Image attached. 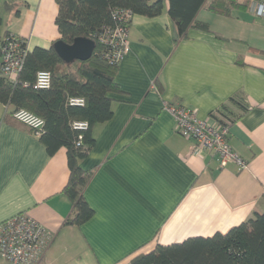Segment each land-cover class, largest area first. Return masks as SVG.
<instances>
[{"label":"crops","instance_id":"1","mask_svg":"<svg viewBox=\"0 0 264 264\" xmlns=\"http://www.w3.org/2000/svg\"><path fill=\"white\" fill-rule=\"evenodd\" d=\"M207 2L196 19L210 30L189 28L178 41L166 2L160 16L134 14L112 116L93 127L95 144L79 161L93 172L83 194L93 215L80 226L64 223L66 149L48 154L0 103V222L26 212L52 234L39 264H127L158 244L225 233L264 212V17L241 7L219 15ZM57 11L56 0H0V41L11 33L28 50L51 47ZM165 103L201 119L228 106L217 115L230 120L229 142L246 168L197 151Z\"/></svg>","mask_w":264,"mask_h":264},{"label":"trees","instance_id":"2","mask_svg":"<svg viewBox=\"0 0 264 264\" xmlns=\"http://www.w3.org/2000/svg\"><path fill=\"white\" fill-rule=\"evenodd\" d=\"M206 1L208 10L225 16H229L235 8L248 9L251 2L56 0L58 11L55 25L60 39L67 44L72 43L76 37L94 40L96 46L91 57L67 64L59 58L52 46L35 47L25 52L22 67L14 79L0 75V103L9 108L8 115L12 117L14 111L26 109L40 116L44 125L38 137L48 154L53 155L61 147L66 149L69 176L63 193L71 204L70 214L64 222L66 225L80 226L93 215L83 195L93 172L83 170L79 161L95 144L93 127L112 116L110 94L120 90L114 80L118 65L107 61L103 46L97 40L103 27L116 23L112 10L128 8L134 14L153 18L161 15L166 2L167 14L174 23L178 41L187 37L189 28L210 30L207 23L196 19ZM22 41L26 47L24 39ZM39 71L50 74L47 88L35 87ZM157 92L160 94L158 88ZM74 98L81 99L82 105L71 104L70 99ZM229 101L239 104L234 97H230ZM222 109L228 110V106L222 105L219 111L209 116L230 126L229 119L217 115ZM231 115V121L237 118L232 112ZM79 121L86 122V129L73 127V123ZM127 264H264V212L255 213L225 233L191 237L171 245L158 244L153 250L135 256Z\"/></svg>","mask_w":264,"mask_h":264},{"label":"built area","instance_id":"3","mask_svg":"<svg viewBox=\"0 0 264 264\" xmlns=\"http://www.w3.org/2000/svg\"><path fill=\"white\" fill-rule=\"evenodd\" d=\"M248 10L257 17H264V0H251ZM133 16L128 8H115L112 17L116 23L103 27L97 37L110 64L118 65L129 51V28ZM27 50L20 37L6 33L0 41V75L14 79ZM49 83V72L39 71L36 74L35 87L47 88ZM70 103L82 105V100L74 98L70 99ZM164 108L174 117L176 133L191 140L197 151H211L220 167L234 164L238 171L246 168V161L230 145L228 124L219 123L210 116L198 118L193 110L183 106L165 103ZM12 117L31 128L36 135L44 125L40 116L26 109L14 111ZM73 127L83 130L87 124L74 122ZM51 240L52 234L32 216L26 212L17 213L0 222V260L8 264H39Z\"/></svg>","mask_w":264,"mask_h":264},{"label":"water","instance_id":"4","mask_svg":"<svg viewBox=\"0 0 264 264\" xmlns=\"http://www.w3.org/2000/svg\"><path fill=\"white\" fill-rule=\"evenodd\" d=\"M95 46V41L86 37H76L70 44L58 39L52 44L53 50L67 64L76 60L85 61L89 59Z\"/></svg>","mask_w":264,"mask_h":264},{"label":"rangeland","instance_id":"5","mask_svg":"<svg viewBox=\"0 0 264 264\" xmlns=\"http://www.w3.org/2000/svg\"><path fill=\"white\" fill-rule=\"evenodd\" d=\"M150 1H153V0H150ZM243 1V0H242ZM1 30V29H0ZM1 32H3V29L1 30Z\"/></svg>","mask_w":264,"mask_h":264}]
</instances>
